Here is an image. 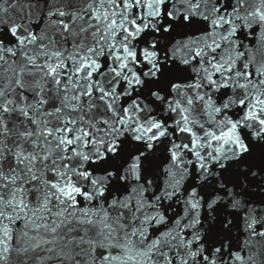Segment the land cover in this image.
Instances as JSON below:
<instances>
[{
  "label": "snow or ice",
  "instance_id": "6c2138e0",
  "mask_svg": "<svg viewBox=\"0 0 264 264\" xmlns=\"http://www.w3.org/2000/svg\"><path fill=\"white\" fill-rule=\"evenodd\" d=\"M0 264H264V0H0Z\"/></svg>",
  "mask_w": 264,
  "mask_h": 264
}]
</instances>
